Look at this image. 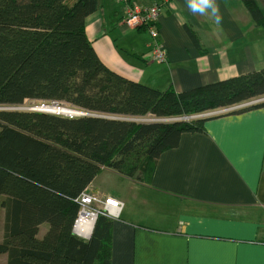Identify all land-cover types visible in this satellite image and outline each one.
<instances>
[{"label":"trees","instance_id":"obj_1","mask_svg":"<svg viewBox=\"0 0 264 264\" xmlns=\"http://www.w3.org/2000/svg\"><path fill=\"white\" fill-rule=\"evenodd\" d=\"M255 23L254 0H241ZM98 0H0V255L4 264H110L111 218L98 215L87 239L72 232L78 195L103 169L138 179L183 132L210 116L179 117L264 95V67L176 92L107 67L85 32ZM25 100L95 115L18 109ZM264 101L241 107V111ZM48 223L39 235L40 225Z\"/></svg>","mask_w":264,"mask_h":264},{"label":"crops","instance_id":"obj_2","mask_svg":"<svg viewBox=\"0 0 264 264\" xmlns=\"http://www.w3.org/2000/svg\"><path fill=\"white\" fill-rule=\"evenodd\" d=\"M132 1L161 5L167 60H149V36L123 23L121 3L98 0L85 32L118 74L181 92L264 67V26L241 0H215L218 23L188 0ZM254 1L264 17V0ZM88 189L124 204L111 218L110 264H264V105L210 116L201 131L181 133L147 175L103 168Z\"/></svg>","mask_w":264,"mask_h":264},{"label":"built area","instance_id":"obj_3","mask_svg":"<svg viewBox=\"0 0 264 264\" xmlns=\"http://www.w3.org/2000/svg\"><path fill=\"white\" fill-rule=\"evenodd\" d=\"M116 1L123 5L124 14L122 21L127 27L144 28L146 30L149 36L148 44L150 45V52L148 53L149 60L158 63L165 62L167 60V51L159 39V32L157 28L161 5L159 3L150 5L138 4L132 0ZM261 101H264V95L231 105L229 107L219 108L199 114L169 118H153L158 121H188L197 117L229 112ZM50 105L57 106V103L53 102L51 104H41L40 108H47ZM76 200L78 202L79 209L72 225V232L85 239H87L90 235L98 215H106L112 219L119 218L124 205L122 200L112 195L99 194L89 189L82 191Z\"/></svg>","mask_w":264,"mask_h":264},{"label":"clouds","instance_id":"obj_4","mask_svg":"<svg viewBox=\"0 0 264 264\" xmlns=\"http://www.w3.org/2000/svg\"><path fill=\"white\" fill-rule=\"evenodd\" d=\"M188 7L193 13L205 14L210 11L217 23L221 19L215 0H188Z\"/></svg>","mask_w":264,"mask_h":264},{"label":"rangeland","instance_id":"obj_5","mask_svg":"<svg viewBox=\"0 0 264 264\" xmlns=\"http://www.w3.org/2000/svg\"><path fill=\"white\" fill-rule=\"evenodd\" d=\"M10 107L18 108V109H31V110L36 109L37 110V108L41 107V104H36L33 100H25L22 103V105L10 106ZM48 108L51 109V110H55V108H50V107H48ZM73 110H76V109H73ZM80 112H83V111H80ZM135 119L139 120V121H155V119L152 116H149V115L144 116V117H138V118H135ZM47 226H48V223H46V222H44V223H42L40 225L39 235H41L45 231ZM1 234H2V216H1V219H0V236H1ZM5 258H6L5 255H0V264H4Z\"/></svg>","mask_w":264,"mask_h":264},{"label":"water","instance_id":"obj_6","mask_svg":"<svg viewBox=\"0 0 264 264\" xmlns=\"http://www.w3.org/2000/svg\"><path fill=\"white\" fill-rule=\"evenodd\" d=\"M36 110V109H34ZM39 111H47V112H52V113H60V114H65V115H70V116H75V115H95V116H101V117H108V118H117V119H131L134 120L133 118H121V117H115V116H104V115H98V114H92V113H87V112H80L79 110H72V111H65L64 109L60 108V105L56 106L55 110H51L48 107L47 108H37ZM89 237V236H88ZM87 237V238H88Z\"/></svg>","mask_w":264,"mask_h":264},{"label":"bare ground","instance_id":"obj_7","mask_svg":"<svg viewBox=\"0 0 264 264\" xmlns=\"http://www.w3.org/2000/svg\"><path fill=\"white\" fill-rule=\"evenodd\" d=\"M49 107H50V108H55V109H56V106H55V105H50ZM60 108L64 109L65 111H72V110H73V109H71V108H67V107H65V106H60Z\"/></svg>","mask_w":264,"mask_h":264}]
</instances>
